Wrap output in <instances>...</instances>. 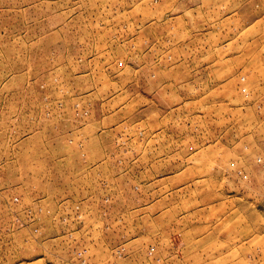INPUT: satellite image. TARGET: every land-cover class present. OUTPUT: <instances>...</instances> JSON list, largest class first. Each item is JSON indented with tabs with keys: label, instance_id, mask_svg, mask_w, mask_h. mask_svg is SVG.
<instances>
[{
	"label": "rangeland",
	"instance_id": "1",
	"mask_svg": "<svg viewBox=\"0 0 264 264\" xmlns=\"http://www.w3.org/2000/svg\"><path fill=\"white\" fill-rule=\"evenodd\" d=\"M0 264H264V0H0Z\"/></svg>",
	"mask_w": 264,
	"mask_h": 264
}]
</instances>
